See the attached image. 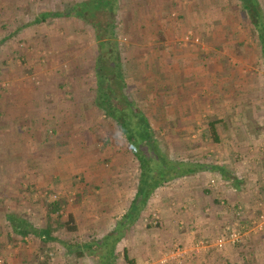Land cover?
Masks as SVG:
<instances>
[{"label":"rangeland","instance_id":"rangeland-1","mask_svg":"<svg viewBox=\"0 0 264 264\" xmlns=\"http://www.w3.org/2000/svg\"><path fill=\"white\" fill-rule=\"evenodd\" d=\"M75 1L0 0V264H96L88 256L68 255L57 242L43 247L37 236L16 238L6 215L42 228L46 204L57 201L54 235L83 243L108 232L135 192L137 161L114 121L93 105L96 43L90 26L68 17L25 24ZM117 1L126 92L146 115L161 149L176 161L224 162L238 172L227 153L236 144L232 133L242 132L235 121L245 117L247 130L264 129L250 124L264 119V67L240 5L236 0ZM14 29L19 30L5 38ZM239 86L245 91L233 88ZM237 104L247 106L243 115L232 108ZM217 119L226 127L215 143L206 127ZM211 173L192 185L205 197L200 216L207 223L189 228L193 243L174 240L186 222L166 220L152 200L117 245V264H126L124 248L130 259H145L143 264H261L245 256L246 204L234 206L228 197H247L245 184L257 173L248 174L250 182L242 181L237 192L218 172ZM185 184L184 177L170 181L154 197L174 194L175 202L184 200ZM172 206L175 213L186 208L170 203L172 211ZM260 214L254 225L264 222ZM70 215L68 226L57 225ZM166 229L175 233L167 240L161 236ZM230 230L238 241L228 240ZM230 247L239 253L232 261L222 255Z\"/></svg>","mask_w":264,"mask_h":264},{"label":"trees","instance_id":"trees-1","mask_svg":"<svg viewBox=\"0 0 264 264\" xmlns=\"http://www.w3.org/2000/svg\"><path fill=\"white\" fill-rule=\"evenodd\" d=\"M236 1L251 26L264 67V9L261 0ZM117 4V0H78L70 3L62 10L41 12L30 23L25 24H37L51 18L68 17L90 26L93 40L96 43L92 67L93 105L105 117L114 121L115 126L124 136L128 151L138 164L135 192L129 200L125 213L101 238L91 239L83 243L71 239H58L54 235L53 214L60 209V203L57 201L46 204L47 223L42 228L33 227L28 220L15 214L8 213L6 215V221L16 238L17 236L20 239L37 236L40 245L43 247L49 242H57L68 255H72L76 259L88 256L94 259L96 264H116V244L138 220L149 198L162 185L170 180L201 171L218 172L222 178L232 179L224 166L203 162L176 161L170 159L167 153L161 149L146 115L128 97L126 92V72L124 69L126 62L123 61L116 39L118 33L115 21ZM17 30L19 29L10 31L11 33H7L5 38ZM218 122V120L210 121L206 127V133L215 143L219 142ZM159 132L162 131L159 130ZM59 218L57 215L55 219ZM70 221H73L72 216H68L66 221L57 223V225L65 227ZM122 257L126 264H135L134 260L129 258L126 249H123Z\"/></svg>","mask_w":264,"mask_h":264},{"label":"crops","instance_id":"crops-1","mask_svg":"<svg viewBox=\"0 0 264 264\" xmlns=\"http://www.w3.org/2000/svg\"><path fill=\"white\" fill-rule=\"evenodd\" d=\"M218 72L220 73L221 71H218ZM233 88L234 89L239 88L240 89L239 91H245L243 89V87H241V86L233 87ZM232 108L234 109L235 112H240V114L243 115V113L246 112V111H244V109H246L247 106L244 107V105H242V104H237L236 106L234 105ZM257 109H261V107H257ZM232 110H230V111H232ZM255 111H257V113H258L259 110H255ZM240 117L241 116L239 115V119H240ZM218 118H220V116ZM241 118H243V117H241ZM217 120L219 121L217 124V126H218L217 129L219 131V141H220V137L222 136V135H220V129H224L226 126L222 127V125L224 126L223 119L222 120L217 119ZM233 120H235V119H233ZM263 120L262 119H260V120H253L252 119L250 124L255 125L254 122H258V125L259 124L264 125ZM244 122L247 123L248 118L245 119V117H244V119L240 122L235 121V125H240V127L242 128V132L238 131L236 128V132L232 133L234 136L231 137L232 139L235 140L236 144L234 145L233 148L229 146V148L227 150V153H230L234 157L232 164H233L234 168H236L238 170V172L230 171L229 165H227L224 162H222L221 164L218 162L213 163V164L224 166L226 168V170L228 171V174L230 175V177H232L233 180L232 179L227 180L224 178L223 179L225 181H229L231 183L230 187L235 192H237L238 189H240L239 184H241L242 181L243 182L249 181L248 180V179H250L249 175L252 174L253 170L255 171V173H257L254 176L255 177L254 181H252V182L249 181L250 183L245 184L249 187V191H247L248 193L246 192L248 195L247 197H246V195L241 197V196H238L237 194H235L236 196L229 195L228 197L231 199L232 204L234 206L237 205L239 207L242 204H246V207H245L246 216H245V218L248 221H250V222H248L249 225L247 224L248 226L245 229L246 235H247V237H245V238H247V241L245 242L246 243L245 254L247 253L245 255L246 258L248 260L251 259V263H253V261H256V262L259 261V263L264 264V222H259L258 224L254 225L256 223L255 219L257 218V214L259 215L260 213L264 212V206L261 207V205L264 204V184L261 183V181H264V132H263L264 129H263V131L261 129L257 131L256 128H250L249 127V129L247 130L245 128L246 125L242 124ZM242 141L243 142L245 141V142L243 143ZM216 143H218V142H216ZM244 164H246V165H244ZM215 173H217V172H215ZM209 174H213V173H211L210 171H201V172H197L195 174H190V175L184 176V181L186 182V184L184 186V200L179 199V201L175 202L177 200V197H176V195L173 194V192L171 193L173 195L168 194V196H161V197H159V199H156L154 197V193H153L152 194L153 196H151L149 198L150 200L147 203L154 200L155 201L154 205L156 207H158L159 211H161V215L166 220L167 219H174L177 221L178 218L180 217V219H184V221L186 222L184 233L176 234L177 236L174 237V240H182V241L187 242L188 244H191V243H193L194 235H193V233L190 232L192 229H189V228H191L194 225L196 227L197 222L200 223L199 224L200 227L205 226L207 224L206 221H203V219L200 216L202 213V209L204 208V206H203L204 202L203 201H205L204 200L205 197L202 196L200 193H198L197 190L193 191L192 185L194 183H196L197 180L201 179L202 177L208 176ZM247 175L249 178H247ZM213 176H216V175H213ZM177 179L178 178H176V180ZM173 180H175V179H173ZM173 180H170V181H173ZM189 186H191V187H189ZM204 192H205L204 190L201 191V193L203 195H204ZM220 195H221V193H220ZM170 203L172 205H175V204L178 205V203L180 205L184 204V206L186 208L184 209V212H183L182 208L178 207V210H177L178 213H175L174 211L176 210V207L174 208L172 206V208H174V210L172 211L171 207H169ZM124 213H122L121 216ZM260 215H261V217H263V214H260ZM70 216H72V215H70ZM140 216H139V218H140ZM208 221H209V218H208ZM210 221H211V219H210ZM211 223H213L212 225H214V221L213 222L211 221ZM201 231L204 232V229L203 230L201 229L200 231L194 230V232H197V233H202ZM162 232H163V235L161 234V236L165 239L171 237L172 234L175 235V233L171 232L169 229L162 230ZM170 239L172 240V238H170ZM121 240H123V237L121 238ZM119 242L115 246L116 260L119 257V253H117V251H116V247L119 244ZM229 250L230 251H228V252L224 251L222 253V255L228 257L232 261V260H234V256H235V254L237 255L238 251H236L237 249H231V247ZM122 252H123V250H122ZM122 252H121V258L123 259ZM230 252L232 253L231 255H229ZM127 254H128V251H127ZM240 255H242V253H240ZM132 259L134 260L135 264H137V263L143 264L145 262V261H143L145 259H140L137 257V255H134V258L132 257ZM256 262H254V263H256ZM116 264H117V262H116Z\"/></svg>","mask_w":264,"mask_h":264},{"label":"built area","instance_id":"built-area-1","mask_svg":"<svg viewBox=\"0 0 264 264\" xmlns=\"http://www.w3.org/2000/svg\"><path fill=\"white\" fill-rule=\"evenodd\" d=\"M228 240L231 242H236L238 241V233L235 230H230L228 233ZM223 244V239L219 238L216 241V245L221 247ZM175 255H172L174 257ZM0 263H1V258H0Z\"/></svg>","mask_w":264,"mask_h":264}]
</instances>
